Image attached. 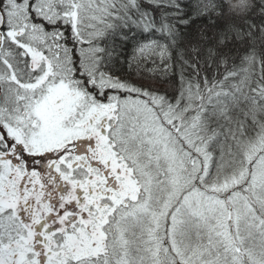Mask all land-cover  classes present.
<instances>
[{
    "label": "snow or ice",
    "instance_id": "1",
    "mask_svg": "<svg viewBox=\"0 0 264 264\" xmlns=\"http://www.w3.org/2000/svg\"><path fill=\"white\" fill-rule=\"evenodd\" d=\"M240 7L0 0V264H264V0Z\"/></svg>",
    "mask_w": 264,
    "mask_h": 264
},
{
    "label": "clouds",
    "instance_id": "2",
    "mask_svg": "<svg viewBox=\"0 0 264 264\" xmlns=\"http://www.w3.org/2000/svg\"><path fill=\"white\" fill-rule=\"evenodd\" d=\"M229 3L236 6L237 10L242 11L243 9L240 7V0H228ZM247 2V0H246Z\"/></svg>",
    "mask_w": 264,
    "mask_h": 264
},
{
    "label": "trees",
    "instance_id": "3",
    "mask_svg": "<svg viewBox=\"0 0 264 264\" xmlns=\"http://www.w3.org/2000/svg\"><path fill=\"white\" fill-rule=\"evenodd\" d=\"M206 21L205 20H197V25H200V24H205ZM161 87H163V85H160Z\"/></svg>",
    "mask_w": 264,
    "mask_h": 264
}]
</instances>
